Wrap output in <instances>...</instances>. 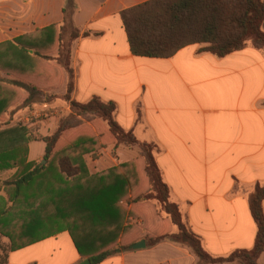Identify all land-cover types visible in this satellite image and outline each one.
<instances>
[{
    "label": "crops",
    "instance_id": "1",
    "mask_svg": "<svg viewBox=\"0 0 264 264\" xmlns=\"http://www.w3.org/2000/svg\"><path fill=\"white\" fill-rule=\"evenodd\" d=\"M147 1L75 0L72 20L79 35L71 55V97L81 103L93 97L116 103L118 123L156 147L172 200L180 204L190 229L202 238L208 252L225 256L250 249L258 230L250 195L257 183L264 182V51L249 45L219 57L199 52L200 44H190L168 58L135 55L121 13ZM66 2L0 0V45L61 27ZM55 42L51 53L58 49ZM29 53L34 55V49ZM33 63L21 77L43 85V92L53 97L45 107L61 105L60 96H54H65L70 75L56 60L36 57ZM32 101L22 114L30 113ZM33 143L38 142H30L29 161L46 147L43 141L32 151ZM99 152L92 162L86 160L90 173L138 157L134 149L124 146L110 145ZM139 174L131 199L148 187L143 173ZM123 206L126 232L114 243L116 253L99 264L198 263L186 246L168 240L149 244L148 236L175 227L168 218L157 217L150 203L140 199ZM65 235L67 239L50 250V241L59 242ZM141 240L146 246L135 248ZM0 242L10 240L5 237ZM86 259L67 229L6 253L0 249V264H80ZM259 262L264 264V252Z\"/></svg>",
    "mask_w": 264,
    "mask_h": 264
},
{
    "label": "trees",
    "instance_id": "2",
    "mask_svg": "<svg viewBox=\"0 0 264 264\" xmlns=\"http://www.w3.org/2000/svg\"><path fill=\"white\" fill-rule=\"evenodd\" d=\"M76 8L75 0H67L61 27H48L34 38H18L0 45V70L6 77H0V117L25 92L33 98L43 91V85L21 77V72L34 66L36 57L56 60L70 75L64 97L71 111L59 117V125L50 137L41 139L46 144L45 156L50 155V166L28 160L26 134L19 137L13 129L0 131V172L16 168L13 179L6 183L12 192V204L4 200L0 207V235L10 240L8 250L45 238L50 235H44L47 228L57 227V231L69 230L79 253L89 257L92 264H99L116 253L114 243L126 232L127 211L123 204L143 199L148 203L155 201L156 212L165 213V218L177 229L148 236L150 245L168 240L186 246L197 255V264H260L264 252V182L257 183L250 195V209L258 228L254 246L225 256L213 255L206 250L202 238L190 229L180 204L172 200L170 187L156 160V147L139 140L132 130H125L118 123L116 103L99 97L84 103L72 99V50L69 62H63L61 37L66 23L74 26L72 15ZM121 16L131 50L138 56L168 58L190 44H200L199 52L219 57L249 45L264 51V0H149L122 11ZM74 29L73 42L79 35L75 26ZM55 41L58 49L51 53L50 46ZM30 49H34V55L29 53ZM110 145L138 147V157L90 173L84 154L94 155ZM139 172L148 187L131 199L129 193L140 183ZM36 181L39 191L35 189L33 196L28 197L25 188ZM44 186L48 187L50 198L43 203L39 196ZM20 205L26 210L24 215L35 220L15 227L8 213H15ZM45 209L50 216L44 215Z\"/></svg>",
    "mask_w": 264,
    "mask_h": 264
},
{
    "label": "rangeland",
    "instance_id": "3",
    "mask_svg": "<svg viewBox=\"0 0 264 264\" xmlns=\"http://www.w3.org/2000/svg\"><path fill=\"white\" fill-rule=\"evenodd\" d=\"M74 32H75L74 26L72 24H70V23H66L65 26L62 29V37H61V39H62V42H63V45H64V49H63V55H62V59L61 60L63 62H69V60H70V53H71V50H72L73 45H74V42H73ZM54 55H56V54H54ZM57 63L59 65V62H57ZM6 70L8 72H11L8 69H6ZM48 70H50V69H48ZM44 71H45V69H44ZM0 77L1 78H6L3 70H0ZM72 81H73V77H72ZM22 91L23 90H20V92H22ZM59 96L62 99V100H60V102L62 104L58 105L56 107L55 106L54 107H52V106L50 107V105L46 106V107L44 106L46 103H50L54 99L49 93L47 94V93H45L43 91L40 92L36 97H33V98H29V97H26V96H21L20 101H18L17 104L11 106L9 111L6 113V115H3V116L0 117V131L13 129L17 133V135L19 137L22 134H26L27 135L26 137H27V140H28L27 144L29 143L28 144L29 145L28 146V150H29L28 153L30 154V142H38L37 144L36 143L32 144L33 145L32 146V151H33V148L36 145L41 144V142H43L41 140L43 137H50V135H52L55 132L56 128L59 125L58 124L59 117L61 115H66L67 113L70 112L69 110H67L66 106H67L68 103L65 100L64 96L56 95L54 97L56 99V98H59ZM30 101H32V103L34 104L33 106L30 107V113H28L27 115L22 114V111H25L24 108L27 105H31V103H29ZM36 139H38V140H36ZM121 146H123V145H121ZM134 151H136L139 154V148L138 147H135ZM99 153H100L99 151L96 152L94 155L91 154V153H86V154H84V159L85 160L90 159L91 162H92L93 158H97ZM45 154H46L45 150H40V152H37V158L34 161L38 162V163L39 162L40 163L43 162L45 165L48 164L50 166V155L47 158L45 156ZM115 154L116 153H114V155ZM45 158H47V159L45 160ZM118 163L120 164V162H118ZM114 166H116V165H114ZM88 168H89V165H88ZM108 168H111V166H109ZM15 172H16V168H14L12 170L0 172V207H1V205L5 204L4 200H7L8 205L12 204V202L10 200V197H11L10 195H11L12 192H11V189L8 187V185L6 183L13 179ZM38 183L39 182L36 181L33 186H31L29 188H25V192L24 193L28 197H32L33 196V191L35 189H37V191H39L38 190ZM47 188L48 187L44 186L41 189V191H40L41 195L39 196V201L40 202H43V200L47 201V199L50 198L49 197L50 196L49 195L50 191L48 192V190H46ZM246 188H248V187H246ZM149 203H150V205H152V207L155 209V212H156V206H157V205H155L156 202L155 201H150ZM23 212H26V210L24 209V206L20 205L18 207V210L15 211V213H13V214H12V212L8 213L9 216L12 218V223H11L12 225H15V227H18L21 224H23L24 221H26V222L30 221V219H28L24 215ZM43 213H44L45 216H50V211H48L47 209L43 210ZM155 215L157 217H159L160 219H162V220L165 219V213L156 212ZM183 215H184V213H183ZM173 228L175 229V227H173V226L171 228L167 227V228H165V230H166V232H169V230H172ZM57 230H59L57 227H52V228L49 227V228H47L44 231V235L54 234V233L58 232ZM5 237L0 235L1 239L5 238ZM64 237H68V235L62 236L60 238L59 242L50 241V250H52L55 246H59L58 243L65 241L67 238H64ZM0 243H2V244H0V249L2 248L3 249V253H6V250L8 251V249L10 248V243L9 242H7V243L0 242Z\"/></svg>",
    "mask_w": 264,
    "mask_h": 264
},
{
    "label": "water",
    "instance_id": "4",
    "mask_svg": "<svg viewBox=\"0 0 264 264\" xmlns=\"http://www.w3.org/2000/svg\"><path fill=\"white\" fill-rule=\"evenodd\" d=\"M145 246H146L145 240H141L140 242H138L134 245L135 248H141V247H145ZM80 264H92V262L90 259H86V260L82 261Z\"/></svg>",
    "mask_w": 264,
    "mask_h": 264
}]
</instances>
